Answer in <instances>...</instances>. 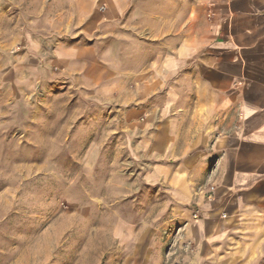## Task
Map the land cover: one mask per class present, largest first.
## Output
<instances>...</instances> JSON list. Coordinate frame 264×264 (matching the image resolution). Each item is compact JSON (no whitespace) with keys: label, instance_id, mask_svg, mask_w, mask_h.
Here are the masks:
<instances>
[{"label":"rangeland","instance_id":"obj_1","mask_svg":"<svg viewBox=\"0 0 264 264\" xmlns=\"http://www.w3.org/2000/svg\"><path fill=\"white\" fill-rule=\"evenodd\" d=\"M28 1L30 18L0 0V264H192L214 176L188 148L187 66L153 71L139 42H68ZM74 44L92 50H60Z\"/></svg>","mask_w":264,"mask_h":264},{"label":"crops","instance_id":"obj_2","mask_svg":"<svg viewBox=\"0 0 264 264\" xmlns=\"http://www.w3.org/2000/svg\"><path fill=\"white\" fill-rule=\"evenodd\" d=\"M23 2L30 18L28 0H11L13 9ZM39 3L40 18L68 42H139L153 45V71L187 66L188 148L207 155L203 167L213 159L214 176L188 226L192 264H264V0ZM79 47L60 50H92ZM178 89L170 86L171 105Z\"/></svg>","mask_w":264,"mask_h":264},{"label":"built area","instance_id":"obj_3","mask_svg":"<svg viewBox=\"0 0 264 264\" xmlns=\"http://www.w3.org/2000/svg\"><path fill=\"white\" fill-rule=\"evenodd\" d=\"M210 190H211V192H214V187H211V189H210ZM196 217H198V215H197V216H195V218H196Z\"/></svg>","mask_w":264,"mask_h":264}]
</instances>
